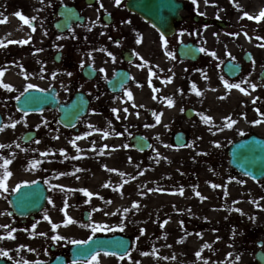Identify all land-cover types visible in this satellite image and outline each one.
Instances as JSON below:
<instances>
[{
    "label": "rangeland",
    "instance_id": "rangeland-1",
    "mask_svg": "<svg viewBox=\"0 0 264 264\" xmlns=\"http://www.w3.org/2000/svg\"><path fill=\"white\" fill-rule=\"evenodd\" d=\"M78 1L0 0V44L9 43L5 41H25L31 34L28 24L24 23L17 13L28 17L30 21L47 23L52 4ZM82 1L80 0L81 7L84 6ZM202 1L208 4L215 3L214 6L220 11L237 7L234 0ZM259 1L257 6L262 4L264 10V0ZM253 6L256 7L255 3ZM221 19H225V16ZM244 20L248 21L246 17ZM239 24L241 22L237 19L232 22V28L222 32L201 26V41H249L247 38L250 37L246 35L253 39L259 37L255 33L245 35L241 30L238 32ZM250 30L254 31V26ZM10 31L13 34H10ZM231 33L237 35H228ZM31 37L40 39L37 33H32ZM259 39L264 41V33H261ZM62 40L70 41L67 36L62 37ZM15 74L17 78L9 79L4 73V76L0 77V82L11 85L14 88L13 95H20L23 88L22 75L18 72ZM205 84L207 85L205 89L201 86V120L199 118L189 125L185 122L183 124V129L188 135L186 146L178 148L171 144L169 137L164 133L165 118H159V121L154 118L145 121V125L151 126L149 133L155 135V145L146 153H139L132 147L131 139L140 126L135 122L133 113L127 106L117 118L125 127L122 140L109 132L86 130L70 144L71 140L66 141L62 131L52 127L50 130L55 134H50L47 129L42 128V124L49 123L50 115L21 114L16 111L13 101L0 105V111L5 119L0 131V181L3 182L5 176L12 178V181L8 179L5 182V187H0V193L14 192L22 185L37 181L45 183L49 190L45 211L29 229L22 227L15 217L8 216L7 211L10 209L8 197L0 196V249H8L9 257L16 261V264H30L35 262L39 255H49L50 246L64 251L72 244L70 242L72 240L123 234L130 236L134 241L132 250L125 258L99 255L92 261L82 264H201L202 258L234 257L238 249L233 246L236 245L238 234L247 221L251 219L255 223L264 222V183L240 176L228 166L227 146L248 127L244 110L245 101L238 96L235 98L232 90L224 84L222 85L226 90L214 89L212 83ZM0 87L2 90L9 89ZM220 102H225L224 109L217 117L213 112L216 104ZM205 117L211 119L205 120ZM229 118L235 121L231 126ZM90 119L89 117L84 119L83 125L87 127ZM31 130L36 131L38 136L30 144L25 145L20 139L25 132ZM84 148L95 150L97 155L89 160L76 158L77 153ZM101 152L110 155L103 156ZM5 161H10L7 169L1 165ZM37 161L39 163H35ZM174 165L176 169L172 171L171 167ZM80 166L93 167L96 173H101L100 176H108L105 178L110 183L107 197L103 196L107 191L104 183L99 181L95 187L92 186L102 178L99 176H96L98 180L91 177L90 181L83 177L69 185L52 181L51 176L54 173H71ZM7 173L11 175L8 176ZM209 178L219 187H215L217 197L208 202L207 206L213 204L212 207L219 212L205 210L203 204L206 202L201 200V217H195L189 204L197 196L193 194L177 202L176 209L181 212V218L172 225H168L167 218L163 219L162 215L158 214V211L162 213L167 205L165 201L159 202L160 209L151 208L145 204L146 197L142 194L124 193L126 186H131L128 188L131 190L155 186L199 191ZM117 180H121V183L116 185ZM229 189L231 196L228 193ZM85 190L91 195H86ZM119 193L122 197L116 202L114 199ZM134 204H138V207H133ZM85 212L89 213L88 221L84 220ZM69 216L74 221L73 231L63 232L58 230L59 227L53 228V225L69 223ZM101 224L106 227L93 233L92 227ZM208 230H211L212 234L201 238V245L185 242L187 236ZM57 235L65 239L54 240L53 237Z\"/></svg>",
    "mask_w": 264,
    "mask_h": 264
},
{
    "label": "flooded vegetation",
    "instance_id": "flooded-vegetation-1",
    "mask_svg": "<svg viewBox=\"0 0 264 264\" xmlns=\"http://www.w3.org/2000/svg\"><path fill=\"white\" fill-rule=\"evenodd\" d=\"M128 1L121 0L119 6L116 0H83V7L80 0L65 3L76 8L85 21L72 25L63 33L55 28L62 5L58 2L52 4L47 23H28L30 33H37L40 39L29 34L26 44L5 41L9 43H3L0 48V71L9 79L17 78L15 72L21 73L23 88L20 95H13V87L3 90L0 87V105L9 104L8 101L15 104L17 97L33 90L51 94L61 106H67L76 96L83 97L88 105L87 115L74 128H65L59 123L58 108L41 113L51 117L42 128L55 134L50 130L55 127L63 132L66 141L71 140L70 144L86 130L109 132L122 140L125 127L117 118L127 106L140 126L134 136L148 138L153 148L155 135L149 133L151 126L145 125V121L157 119L158 115L164 117V133L170 143L175 145L174 139L179 133L188 141L183 124L201 120V86L205 89V83H212L214 89L226 90L222 84L228 81L240 85V88H231L232 95L245 101L248 123L247 130L237 135L232 143L254 137L264 142V41L259 39L264 33V10L262 4L257 6L260 1L234 0L236 8L220 11L213 2L178 0L182 4L180 19L174 25V32L168 30L166 35H161L152 24L130 11ZM237 19L241 22L238 32L255 33L259 37L253 39L246 35L249 41H201V26L222 32L232 28V22ZM252 26L254 31L250 30ZM10 34L13 33L10 31ZM64 36L70 41H63ZM201 48L206 51L201 52ZM212 52L216 53L215 57ZM28 84L34 87L29 89ZM3 85L0 82V86ZM128 92L132 93L131 98ZM87 117L91 119L86 127L83 120ZM258 120L262 122L255 123ZM8 179L3 177V183ZM14 193H0V196L8 197L9 201ZM7 214L29 229L41 213L33 218H19L9 209ZM236 241L233 247L238 250L234 257L202 258L201 264H264V222L260 224L249 219ZM69 248L63 251L50 246L49 255H39L30 264L50 263L58 256L68 259ZM0 252L8 253V256L0 254V261L16 264L9 257L8 249H0ZM259 252L263 257H256Z\"/></svg>",
    "mask_w": 264,
    "mask_h": 264
},
{
    "label": "water",
    "instance_id": "water-1",
    "mask_svg": "<svg viewBox=\"0 0 264 264\" xmlns=\"http://www.w3.org/2000/svg\"><path fill=\"white\" fill-rule=\"evenodd\" d=\"M128 8L140 14L144 19L151 22L163 34L168 30L172 32L173 22L179 20V13L182 4L177 0H130ZM60 21L56 27L60 31H65L71 23H82L84 18L80 17L74 8L60 9ZM62 27V28H60ZM174 30V29H173ZM26 97H34L36 100L32 103H25ZM58 100L49 93L31 91L23 95L17 102L16 108L23 113H39L47 108H56ZM61 117L59 122L71 128L75 126L78 120L87 112V101L81 96H76L75 100L68 106H59ZM2 116L0 114V128L2 126ZM35 137L34 133H27L22 138L24 143L31 141ZM133 142L135 148L145 151L149 148L148 142L141 137H136ZM177 146H184L186 141L182 135L175 138ZM230 166L238 173L248 176L255 181L264 179V143L257 139L241 140L235 143L229 149ZM47 191L41 183H35L21 187L17 193L11 197V207L20 217L28 216L32 213L40 212L46 203ZM91 243L85 245H74L71 248V261L84 262L90 260L97 253H107L117 256H124L131 247V240L124 236H113L106 238H94ZM104 242V243H101ZM123 243V247H121ZM91 253V255H88ZM260 258V255L257 256ZM0 264L4 262L0 261ZM51 264H66L63 257H58Z\"/></svg>",
    "mask_w": 264,
    "mask_h": 264
},
{
    "label": "bare ground",
    "instance_id": "bare-ground-1",
    "mask_svg": "<svg viewBox=\"0 0 264 264\" xmlns=\"http://www.w3.org/2000/svg\"><path fill=\"white\" fill-rule=\"evenodd\" d=\"M12 74L10 75V77L12 78ZM225 102H220L219 104H216V109L214 110L213 114L215 116H219L221 115L220 111L223 110V106H224ZM76 155V154H75ZM97 155V152H95V150L93 149H87L84 148L83 150H81L79 153H77L76 158H82V159H87L89 160L92 156ZM101 155L105 156V155H110L108 153H102ZM87 168H82V166L77 167L74 172H66V173H54L51 177H52V181H54L57 184H65V185H69L73 182H78L79 179L81 178H87L90 181L91 177H94L96 180H98L96 178V176H99L101 179L98 180L97 182H94L92 184V186H96L98 184L99 181H101V183H104V188L106 186L107 191L106 193H104L103 196H108V188L110 186V183L108 182L107 175H103L100 176L101 173H96L95 169L93 167H88ZM176 169V166H172L171 170L174 171ZM9 180L12 181V178L9 176ZM118 183H121V180H117L115 182V184L117 185ZM103 185V184H101ZM214 185V182L211 178H209L208 180H205V184L204 186L201 188V190L197 191L195 190H191L190 188H183V195H180V189L181 187H167V188H157L155 186H150L146 189L140 190L138 188L131 190L128 188H131V186H126V190L124 193L128 194H132L134 192H138L140 194L143 195V197H146V202L145 204L148 205L151 208H155V207H159L160 205V201H165L167 203V205L163 208L162 213L161 211H158V214L162 215V218L165 219L167 218L168 221V225H172L175 224L177 222L178 219L181 218V212L179 210L176 209V206H178L177 202L186 199L187 197H191V195L196 194L197 192L201 193L200 196H195L191 202L189 203L190 206H192V211L194 213L195 217H201V200H203L204 203L203 205L205 206V210H211V212L213 213H217L219 212L218 209H215L212 207L213 204H208V202H211L213 198L217 197V193H215V188L212 186ZM228 193L230 194L231 191L230 189L228 190ZM231 196V194H230ZM121 193H119L117 195V197H115L114 201L118 202L121 199ZM201 197H205V199H201ZM242 197V196H239ZM250 197V196H247ZM138 201V200H136ZM140 202V201H139ZM142 203V202H140ZM143 204V203H142ZM144 206V205H142ZM160 209V207H159ZM63 221V219L61 220ZM75 225H73L72 222L69 223H60L59 225V229L60 231H73V227ZM208 234H212L211 230H208V232H203L201 233V231H198L196 234L192 235V236H187L185 242L187 243H191L192 245L196 244V245H201V238L206 237Z\"/></svg>",
    "mask_w": 264,
    "mask_h": 264
},
{
    "label": "snow or ice",
    "instance_id": "snow-or-ice-1",
    "mask_svg": "<svg viewBox=\"0 0 264 264\" xmlns=\"http://www.w3.org/2000/svg\"><path fill=\"white\" fill-rule=\"evenodd\" d=\"M120 3H121V0H116V5L117 6H119L120 5ZM101 7H103V5H101ZM17 15L20 17V19L21 20H23L24 21V23H26V24H28V23H30V20H29V18L28 17H26V16H24V15H22L21 13H17ZM245 15H247V13H245ZM262 15H264V14H262ZM250 19L252 18V17H249ZM128 23H130V21H127ZM153 27H155V25H153ZM33 31H35V29L33 28ZM161 35H163V34H161ZM19 43H21V44H26V43H28V41H19ZM164 43H165V45H167V40H165L164 41ZM0 46H3L2 44H0ZM262 46H264V45H262ZM200 51L201 52H205L206 51V49H203V48H201L200 49ZM109 55H111V53H109ZM211 55L212 56H216V53L215 52H212L211 53ZM230 55V54H229ZM233 59H235V57H233ZM233 71H235V69H233ZM69 76H71L72 75V73L71 72H69V73H67ZM4 75V73H3V71H0V77H2ZM223 79V78H222ZM224 83H225V85L229 88V89H231V88H240V85L239 84H229V82L228 81H224ZM5 88H11V85H8V84H4L3 85ZM29 89H32L34 86L32 85V84H28V86H27ZM252 87L253 88H255L256 86L253 84L252 85ZM241 91H244V89H240ZM127 95L129 96V98H131V96H132V93L131 92H128L127 93ZM17 99H19V97H17ZM97 99H99V97H97ZM36 100V98H34V97H26V99H25V103H32V102H34ZM169 104L171 105L172 104V101L171 100H169ZM113 111H116L115 109L113 110ZM125 111H127L126 109H125ZM159 115L157 116V121H159ZM211 118L210 117H205V120H210ZM229 120H230V118H229ZM262 121H255V123H261ZM231 123H235V121H231L230 120V124H229V126H231ZM13 127H15V125H12ZM105 135H107V133H105ZM217 147H219V145L217 144ZM45 155H47V153H45ZM8 163H10V161H5V164H4V167H5V169H7V164ZM35 163H39L38 161L37 162H35ZM7 175H11V173H7ZM214 188L215 187H219V185H212ZM0 187H5V185H4V183L2 182V181H0ZM5 190H7L6 188H5ZM85 194L86 195H91V193H89V192H87L86 190H85ZM180 195H183V188H181L180 189ZM196 195L197 196H200V193L199 192H197L196 193ZM201 199H205V197H201ZM133 207H138V204H134L133 205ZM68 221L69 222H74V221H72V218L69 216L68 217ZM165 224L167 223V221H165L164 222ZM83 227H87V225H82ZM56 227H59V225H53V228H56ZM106 227V225H94L93 227H92V232L93 233H96L97 231H100V230H103L104 228ZM121 230H123V225H121ZM43 235V234H42ZM14 238V237H13ZM53 239L54 240H57V241H59V240H63V239H65V237H63V236H60V235H57V236H54L53 237ZM72 244H74V245H77V246H80V245H85V244H89V243H91V241L89 240V241H85V240H72V241H70ZM101 243H104V242H101ZM121 247H123L124 245H123V243H121V245H120ZM0 254H2V255H4V256H8V253L7 252H0ZM88 255H91V253H88ZM123 257H121V259H122ZM92 259H95V257H92ZM73 264H77V262H73Z\"/></svg>",
    "mask_w": 264,
    "mask_h": 264
}]
</instances>
